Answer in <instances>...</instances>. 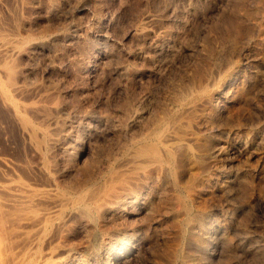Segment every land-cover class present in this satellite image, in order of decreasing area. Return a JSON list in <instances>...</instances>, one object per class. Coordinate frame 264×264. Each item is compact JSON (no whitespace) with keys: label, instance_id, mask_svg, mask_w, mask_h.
<instances>
[{"label":"bare ground","instance_id":"obj_1","mask_svg":"<svg viewBox=\"0 0 264 264\" xmlns=\"http://www.w3.org/2000/svg\"><path fill=\"white\" fill-rule=\"evenodd\" d=\"M65 1L0 0V109L17 129L23 148L21 157L0 156V264H119L115 257V262L111 263L103 262L102 258L105 255L111 257L112 250L122 239L136 241V234H140L139 248L131 245L135 254L127 260L130 264L142 253L149 230L142 228L141 224L128 226L127 223L123 226L125 216L131 214L137 221H142L150 215L156 220L153 215L157 212L158 202L161 200L164 204L163 189L167 186L172 187L174 191H170L175 192V198L173 195L166 196V200H176L184 215L177 222V236L182 237L191 222L188 205L208 193L210 182L199 177L179 186L171 179L173 166L179 153L190 165L200 169L210 162L220 161L226 148L222 143L216 142L208 150L194 148L190 144L200 138L197 137L199 131L211 128L210 124V127H206L208 111L223 94L229 93L234 99L246 89L243 88L245 84H240L242 80L238 81L234 77L235 69L238 71L239 68L236 58L232 60L234 62L225 58L224 62L227 60L232 63L230 71L218 78L211 77L217 63L203 62L202 68L186 75L184 84L185 78L178 86L175 84L177 87L171 86L169 90L165 87L167 92L161 98L158 97L154 116L149 118L150 114L144 110L140 99L142 95L137 92V88L150 77L151 71L134 69L136 67L121 63L116 75L122 77L131 93L117 113V121L120 122L118 133L123 131L125 137L117 150L103 158L92 159L88 165L87 160L82 159L84 148L80 152L76 150L79 146L77 142L81 139L79 134L85 129L88 134L94 128L105 125L108 120L95 114H84V122L80 121L75 130L71 120L64 117L70 116L75 106L67 104L63 96L51 90L30 67L36 56L50 50L47 46L66 45L77 50L75 59H69V67L72 68L67 71L74 75L75 80L85 83L90 80V75H94L98 64L109 60L107 58L112 52L105 51V44V47L101 46L105 50L100 45L83 44L80 28H76L72 36L61 35L52 26L41 30L37 13L44 10L48 16H57ZM88 1L98 10L105 3V0ZM149 8L128 34L131 40L137 41L138 46V53L129 58L141 62L143 67L148 62L154 64L157 56L149 57L146 51L147 39L153 33L150 24L157 20V14ZM74 36L78 38L76 41ZM100 39L102 44L106 43L107 38L103 36ZM230 64L226 63L227 70ZM216 71L218 75L219 71ZM245 139V144L242 141L244 149L250 150L254 144L251 141L254 140ZM259 142L264 144V137L259 138ZM245 153H242L245 155L244 162L246 159V163H249L252 156L249 152ZM255 165L256 168L252 166L255 170L251 182L246 180L254 188L249 195L250 200L261 204L260 199H264L261 198L263 193L260 189L264 175V154ZM163 208L165 214L172 213L168 207ZM230 235L231 230L227 227L224 238L232 242Z\"/></svg>","mask_w":264,"mask_h":264},{"label":"rangeland","instance_id":"obj_2","mask_svg":"<svg viewBox=\"0 0 264 264\" xmlns=\"http://www.w3.org/2000/svg\"><path fill=\"white\" fill-rule=\"evenodd\" d=\"M104 4L101 10H98L89 4L88 0H66L57 16H48L44 10L37 13L41 30L52 26L56 27L55 30L61 35L72 36L73 31L80 28L84 45L87 43L101 47L105 44L106 47H103L106 50L101 47L102 50L112 52H109L110 56L114 54V57H111L113 60L108 56L109 60L98 64L94 75L89 76L90 80L81 83L67 71L72 68L69 67V59H75L77 50L66 45L47 46L50 50L36 56L34 63L30 65L40 80L46 82L51 90L61 94L67 104L75 106L70 116H64L71 120L75 130L80 121L84 122V114H95L108 120L105 125L98 126L92 133H88L90 135L87 134V129L83 130L86 134L83 131L79 134L81 139L77 142L79 146L76 144V150L80 152L84 148L82 159L87 160L88 165L89 162L92 163V159L103 158L104 155L117 150L125 137L123 131L118 133L120 122L117 121V113L131 93L122 77L116 75L121 63H127L131 68L136 67L134 69L144 68L153 74L150 73V77H147L149 80L145 79L137 88V92L142 95L140 99L143 108L150 114L149 118L154 116V105L159 100L158 97L161 98L169 87L181 83L183 78L184 84L186 75L202 68L205 64L203 62L217 63L211 77L218 78L230 71L232 63L229 61L237 60L239 68L238 71L235 69L234 77H237L238 81L242 80L240 84H245L243 88H246L240 95L243 100L239 96L232 99L229 93L223 94L222 100L216 102L208 111L206 127L211 125V128L203 129V133L199 131L197 137L200 138L190 144L191 147L201 150L211 149L216 142L222 143L224 148L229 145L231 148L228 146L224 149L225 155L220 161L210 162L200 169L190 165L179 153L182 151L178 152L180 155L173 166L175 168L172 169V180L179 186L191 183L199 177L210 182L208 193L192 203L193 205H188L189 210L191 209V222L182 237L177 236V222L184 216L180 210L181 206H177L176 200H166V196L173 195L175 198V192H172L174 190L170 186L163 189L164 204L161 200L158 202L155 210L157 212L153 215L156 220L150 215L142 221H137L131 214L125 216L123 226L141 224L142 228L149 230L142 253L130 264H264V199H260L261 204H257L252 203L249 196L254 191L249 181L254 176L252 174L256 168L255 163L264 154V144L259 142V138L264 137V0H105ZM148 7L157 14V20L150 24L153 33L147 39L146 51L149 57L157 56L154 64L148 62L143 67L141 62L129 58L130 55L132 57L138 53V46L137 41H132L128 34L139 24ZM103 36L107 39L106 43L102 44L103 38H100ZM73 39L76 41L78 38L74 36ZM218 50L221 56H218ZM231 50L234 52L231 53ZM131 52L133 54H130ZM225 58L230 60L224 62ZM237 58H240V61ZM194 61L198 63L194 64ZM226 63L230 64L228 70ZM216 70L220 74L217 75ZM234 135L240 137L236 138ZM245 138L254 140L251 141L254 144L250 145V150L244 149ZM22 149L17 129L0 109V156L21 157ZM245 152L252 156V163L249 162L251 165L246 163V159L244 162ZM263 177L261 198H264ZM163 207H168L172 213L165 214ZM227 227L231 230L232 242L224 238ZM138 235L136 234V241L122 239L112 250L111 257L105 255L102 261L115 262V257L119 264H128L127 260L135 254L131 245L134 244L136 249L140 246Z\"/></svg>","mask_w":264,"mask_h":264}]
</instances>
